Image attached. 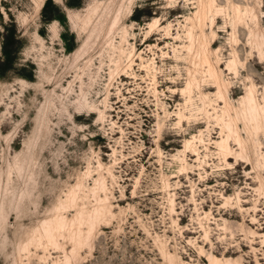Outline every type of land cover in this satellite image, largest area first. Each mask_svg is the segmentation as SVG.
Segmentation results:
<instances>
[{
  "label": "rangeland",
  "instance_id": "1",
  "mask_svg": "<svg viewBox=\"0 0 264 264\" xmlns=\"http://www.w3.org/2000/svg\"><path fill=\"white\" fill-rule=\"evenodd\" d=\"M44 1L0 0V264H264V0Z\"/></svg>",
  "mask_w": 264,
  "mask_h": 264
},
{
  "label": "bare ground",
  "instance_id": "2",
  "mask_svg": "<svg viewBox=\"0 0 264 264\" xmlns=\"http://www.w3.org/2000/svg\"><path fill=\"white\" fill-rule=\"evenodd\" d=\"M119 18H120V13L116 11V14L112 18L111 24L109 26V32L113 29V27L116 25V23H118ZM252 98L250 97V95L245 98L246 103H245V109H244V116L249 121L250 120L254 121V123L256 125H258L259 121H262L263 126H264V110L262 108H259V106L254 102V100ZM262 122H260V123H262ZM226 128L230 129L229 124H226ZM236 140L238 141L237 138H236Z\"/></svg>",
  "mask_w": 264,
  "mask_h": 264
},
{
  "label": "trees",
  "instance_id": "3",
  "mask_svg": "<svg viewBox=\"0 0 264 264\" xmlns=\"http://www.w3.org/2000/svg\"><path fill=\"white\" fill-rule=\"evenodd\" d=\"M47 2H48V0H45V1H44L43 5H42V10L44 9V7H45V5L47 4ZM3 53H4V57H5V62H7L8 60H7V58H6V57H7V56H6V51L4 50Z\"/></svg>",
  "mask_w": 264,
  "mask_h": 264
}]
</instances>
